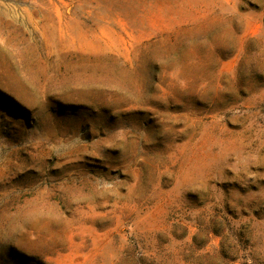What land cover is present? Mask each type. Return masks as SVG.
I'll return each mask as SVG.
<instances>
[{
	"label": "rangeland",
	"instance_id": "rangeland-1",
	"mask_svg": "<svg viewBox=\"0 0 264 264\" xmlns=\"http://www.w3.org/2000/svg\"><path fill=\"white\" fill-rule=\"evenodd\" d=\"M0 264H264V0H0Z\"/></svg>",
	"mask_w": 264,
	"mask_h": 264
}]
</instances>
